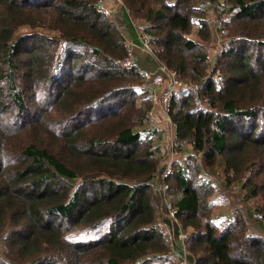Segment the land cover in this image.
<instances>
[{
  "label": "trees",
  "instance_id": "obj_1",
  "mask_svg": "<svg viewBox=\"0 0 264 264\" xmlns=\"http://www.w3.org/2000/svg\"><path fill=\"white\" fill-rule=\"evenodd\" d=\"M121 1L110 18L98 0H0V264H176L158 224L162 137L134 88L145 71L122 65L138 24L191 86L168 116L192 153L165 179L190 264H264V232L216 215L206 178L262 197L264 230V0Z\"/></svg>",
  "mask_w": 264,
  "mask_h": 264
},
{
  "label": "rangeland",
  "instance_id": "obj_2",
  "mask_svg": "<svg viewBox=\"0 0 264 264\" xmlns=\"http://www.w3.org/2000/svg\"><path fill=\"white\" fill-rule=\"evenodd\" d=\"M102 1H103V8L100 9V11L102 13H104L107 17L113 18L115 15H117L119 10L121 9V6H122L121 0H115L116 5L119 7V9L117 7L116 11L112 7L107 8L105 0H102ZM98 2H99V0H98ZM105 12H108L109 14H106ZM209 15H210L209 21L212 22L213 27H214L213 28L214 33H215L214 35H216V38H215V43L217 44L216 47H219V43L221 42V40L219 39L220 36L218 37L219 33L217 32V29H218V26L220 24L219 21L223 18L219 17L220 13L215 8H211L209 10ZM142 26L143 25L138 24L139 31L142 30L141 29ZM37 31L41 32L42 34L49 35L50 37L57 35V32H52L49 30L39 29ZM32 32L33 31L30 29V27H22L19 30V32L17 33V36L15 38L18 39L19 37L28 35ZM129 44H130V42H129V40H127L126 45H129ZM148 72L151 74L152 79H153L152 71L149 70ZM166 78H167V75H166ZM152 84L156 88L158 94L160 95V94L164 93L165 90L167 89L168 80L166 81L167 85L164 88H159L153 82H152ZM137 89L140 92L142 91V87L138 86ZM151 102H152V110L150 112L151 126L153 127V129H156L162 137V141L160 142V147H161V160L160 161L161 162L159 165L160 169H159L158 173H160L161 170L165 167H168L167 170H165L166 172H168L169 170L171 172L173 163H175V162L184 163L185 159L192 152L191 151L187 152L186 147L190 146V145L182 146L180 149H178L180 144L177 142V139L175 136L174 126L172 125V123L171 124L169 123V120H168L169 116L166 113V111H167L166 105L164 104L163 99L158 97L154 100V102L153 101H151ZM158 110H159V112L160 111L162 112L163 122L165 123L167 129H165V126H162V125L160 127L159 114L157 113ZM165 171H163V172L165 173ZM207 174L208 175L206 176V178H209L218 187L217 195L214 196L211 200V203L214 206V210H215L216 215H218L219 213H223L226 217L227 216L230 217L232 210L233 211L241 210L244 217L247 219L248 225L250 227L249 228V234L253 235V236H258V235L262 234L264 232V230L258 222L259 217H257L255 215V209L263 204L262 197L258 198V199L246 201V200H244V194L241 191L239 186H236L234 189H231V190H224L223 189L224 184L222 181L219 180L217 175L213 176V174L209 170H207ZM155 188H156V186H155ZM156 191H157V189H156ZM157 194H158V209H159V213H160L158 224H160L163 222V219H164V216L161 217V211H160V209H164V207L162 208V202H163L164 198H162L160 192L158 193V191H157ZM168 200L172 201L171 197ZM169 204H170V202H169ZM167 209H169V207H167ZM165 217L167 218L166 215H165ZM167 219H169V218H167ZM260 220L264 223V219H260ZM165 238H166V236H165ZM166 240H168V239L166 238ZM168 243L172 249L171 242L168 241ZM171 255H172L174 261L176 262V264H180L178 259H177L175 250H173V251L171 250Z\"/></svg>",
  "mask_w": 264,
  "mask_h": 264
},
{
  "label": "built area",
  "instance_id": "obj_3",
  "mask_svg": "<svg viewBox=\"0 0 264 264\" xmlns=\"http://www.w3.org/2000/svg\"><path fill=\"white\" fill-rule=\"evenodd\" d=\"M99 9L103 8V1L99 0L98 2ZM106 14H109L108 12H105ZM142 29V28H141ZM138 37H139V45H136L132 41H129L130 44L127 45L128 47V56L127 58L122 62V65L126 68H132L136 66V48L142 49L145 53L152 55V47H151V41L152 36L146 33L143 29L139 31L138 25ZM158 69L165 73L167 75L168 80V86L164 93L158 94L156 88L152 84V76L148 71L144 72L145 77V83L142 87V89H145V91H148L149 96L151 97L152 101L156 98H162L164 104L166 105V113L168 114L171 101L173 97L178 94L180 91L190 88L191 86L189 84L184 83L183 81L179 80L176 73L169 70L168 67L164 64H159ZM169 123L173 125V122L169 118ZM174 126V125H173ZM168 167H165L164 171L167 170ZM162 176L160 177V173L157 177V185L156 189L158 193L160 192L162 198H164L162 202V208L161 211V217L164 216L163 222L159 224L160 229L163 231L164 235L168 239L167 241H170L172 244V251L175 250L177 259L180 264H190L189 261V252L186 244V240L188 239V234L185 230H183L182 226L180 225L179 219L177 217V210L176 206L172 201H169V187L165 182V179L170 174V170L168 172L165 171L162 172ZM161 198V197H160ZM170 202V204H169ZM169 207V209H167ZM167 216V219L165 217ZM170 220V221H169Z\"/></svg>",
  "mask_w": 264,
  "mask_h": 264
},
{
  "label": "crops",
  "instance_id": "obj_4",
  "mask_svg": "<svg viewBox=\"0 0 264 264\" xmlns=\"http://www.w3.org/2000/svg\"><path fill=\"white\" fill-rule=\"evenodd\" d=\"M105 2H106L107 8L112 7L115 11L117 10L118 6L116 5L115 0H105ZM170 2L174 3L175 0H171ZM118 9H119V7H118ZM209 18H210V15L208 14V19ZM142 28H143V26H142ZM190 38L195 40L197 37H196V35H190ZM129 41H133V40H129ZM216 45L217 44L215 43V40H214V42L211 45L210 51H209V57H210V60L212 61V65H213L214 61L216 60L217 56L221 53L222 42L219 43V47H216ZM136 56H137L136 66L139 65L143 69V71H149V70L152 71V74H153L152 82L156 86H158L159 88H164L167 85L166 84V81H167L166 75H165V73L161 72L158 69V65L153 61V58H151L149 54L145 53L139 47L136 48ZM138 86L139 85L135 86L134 88L136 90H138L137 89ZM157 113L159 114L160 127L162 125V126H165V129H167L165 123L163 122L162 112L161 111L159 112V110H158ZM186 148H187V152H190V151L192 152L191 146H187ZM232 214H233V210L231 211V215Z\"/></svg>",
  "mask_w": 264,
  "mask_h": 264
},
{
  "label": "water",
  "instance_id": "obj_5",
  "mask_svg": "<svg viewBox=\"0 0 264 264\" xmlns=\"http://www.w3.org/2000/svg\"><path fill=\"white\" fill-rule=\"evenodd\" d=\"M222 1H224V0H222ZM201 157H202V155H201Z\"/></svg>",
  "mask_w": 264,
  "mask_h": 264
}]
</instances>
